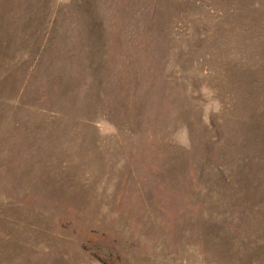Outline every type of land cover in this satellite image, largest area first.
I'll list each match as a JSON object with an SVG mask.
<instances>
[{"label": "rangeland", "instance_id": "rangeland-1", "mask_svg": "<svg viewBox=\"0 0 264 264\" xmlns=\"http://www.w3.org/2000/svg\"><path fill=\"white\" fill-rule=\"evenodd\" d=\"M0 264H264V0H0Z\"/></svg>", "mask_w": 264, "mask_h": 264}]
</instances>
